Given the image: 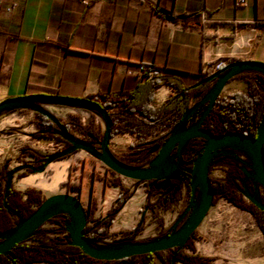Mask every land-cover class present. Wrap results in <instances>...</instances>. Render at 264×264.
Wrapping results in <instances>:
<instances>
[{
    "label": "crops",
    "instance_id": "obj_1",
    "mask_svg": "<svg viewBox=\"0 0 264 264\" xmlns=\"http://www.w3.org/2000/svg\"><path fill=\"white\" fill-rule=\"evenodd\" d=\"M229 57L264 62V0H245L243 5L236 0H0V101L29 94L99 102L122 98L136 117H141L140 108L152 107L163 118L174 87H188L211 72L215 63H225ZM140 63L152 68L149 76L136 75ZM44 107L57 116L74 112L84 122L93 113L83 107ZM116 109L108 112L115 113ZM38 121L30 109L0 113V165L23 158L24 144L43 156L41 140L50 138L33 136ZM168 126L162 124L147 139L164 134ZM118 134L128 135V141L137 140L133 133ZM25 159L36 164L30 154ZM77 162L79 166L73 168ZM227 163L215 158L209 172L215 170L222 181L231 179L234 169ZM88 167L106 173L93 155L77 150L63 158L52 157L42 172L18 169L12 173L11 187L22 199L28 189H35L43 197L69 192L83 200ZM78 170L81 189L61 190L62 182L73 180V172ZM97 181L100 183L92 175L93 193L86 196V207L92 205V196L99 195L105 206L101 218L113 204L118 186L109 188L101 180L97 192ZM178 189L179 199L167 208L154 204L157 192L130 196L110 227L128 228L140 204L151 202L152 197L154 202L147 208L159 215L154 217L158 220L155 225L165 224L167 216L179 212L188 200L184 181ZM161 212L167 216L162 218ZM12 214L0 211V231L12 223ZM140 224L139 220L135 226ZM185 251L209 258L211 264H264V234L250 211L215 196Z\"/></svg>",
    "mask_w": 264,
    "mask_h": 264
},
{
    "label": "water",
    "instance_id": "obj_2",
    "mask_svg": "<svg viewBox=\"0 0 264 264\" xmlns=\"http://www.w3.org/2000/svg\"><path fill=\"white\" fill-rule=\"evenodd\" d=\"M167 18L171 19V17ZM244 70L264 74V62L250 59L234 60L204 77L203 82L215 81L190 109L184 111L181 118L172 126L157 154L145 166L126 164L114 155L110 149L112 138L110 133L111 118L108 110L104 109L94 99L29 94L9 97L0 101V113L10 110L30 109L36 113L46 115L56 124L64 139L71 145L70 148L60 151L61 155L84 150L96 157L106 168L120 176L137 181L153 180V184L159 181L156 188L161 190H165L169 186L173 174L178 171L179 162L182 160V150L186 143L192 138H202L204 141L202 148L192 162V168L189 172L191 178L188 184L190 191L188 204L172 223L168 233L149 240L114 242L103 245L91 243L84 236L87 211L79 195L63 192L45 197L28 216L25 218L18 216L19 220L13 227L1 231L0 254L8 255L13 260L15 256L12 248L17 243L28 240L33 236L35 230L40 228L48 219L59 214L68 216L64 221V227L69 236L68 244L79 247L85 254L95 259L114 260L132 255L165 251L175 247L183 248L213 204L215 194L210 181L209 168L218 156H231L235 161L242 164L238 167L245 175L244 181L247 178L250 179L254 190L251 193L243 182L238 191L243 198L264 212V202L259 197L260 188L264 191V120L257 126L255 136L239 132H226L215 135L202 127L203 121L214 108L217 98L221 96L223 87ZM46 104L95 109L104 120L102 138L94 144L76 140L66 130L64 124L46 110L44 107ZM203 105V110L195 119L193 116L197 113L198 108ZM58 152L49 156L38 168L31 164H27L25 167L34 172H42L51 158L58 155ZM238 153L245 154L248 161L242 159ZM13 172V169L9 170L6 177L3 198V205L6 210L10 209L6 204V199L8 190L11 187ZM179 173L182 175V171H179ZM197 191L199 194L198 199H196ZM183 218L185 219L182 221ZM12 264H16V262L13 260Z\"/></svg>",
    "mask_w": 264,
    "mask_h": 264
},
{
    "label": "trees",
    "instance_id": "obj_3",
    "mask_svg": "<svg viewBox=\"0 0 264 264\" xmlns=\"http://www.w3.org/2000/svg\"><path fill=\"white\" fill-rule=\"evenodd\" d=\"M234 60L241 59L237 57L227 58V62ZM149 74L145 76H149ZM207 75L208 74H206V76ZM240 76L244 77L247 81L246 91H237L229 96H219L216 100V105L203 121L202 127L210 131L212 134L217 135L226 132H239L255 136L257 126L262 120H264V88H259L256 84V80H260L264 83V74L256 71L244 70L235 77ZM201 84H203V79H199L185 88L174 87V95L168 99V106L166 107L168 109L167 115L163 118H159L157 109L152 107H147L145 109L140 108L139 112L141 113V117H136L133 114V111L126 106V103H124L125 101L122 98L110 101L101 100L98 102L107 110L113 107L117 108L115 113L108 112L111 118V136L118 132L135 134L137 136V142L132 145V148H136L137 144L142 151H140V155L134 154L129 157L140 158V161L148 163L157 154L161 144L167 138L170 131L167 130L164 134H160L155 138L150 137L147 139V137L150 135L153 136L157 128L162 124L171 125L175 123V121H178L184 111L190 109L194 104L193 101H191L192 98L199 95L197 98V100H199L211 86L207 83L206 87L201 90ZM94 100L97 101V99ZM90 110L95 111V109ZM36 115L38 116L39 121L38 129L33 135L34 137H53L56 140H62L65 142V148L62 150L71 147V145L64 139L55 123H53L46 115L40 113H36ZM145 118L152 120V123H148ZM64 126L66 130L72 134L67 125L64 124ZM79 130L83 135V141L96 143L102 138V133L96 131L93 126L79 127ZM203 142L202 138H192L186 143L184 148H189L194 151V157L191 159L185 157L182 158L178 165V171L173 174L169 186L165 190H156V184L159 183V181L155 184H153V180L139 181L146 186L147 191L152 192L156 190L158 196L157 200L154 202L155 205L167 208L171 202L179 199L178 184L184 181L188 186L191 178L189 172L192 168V162L198 151L202 148ZM62 150H59V152L57 151V156L59 158L69 155H61L60 151ZM29 154L34 158L35 163L38 166H41L45 160L52 155L46 154L44 156H38L32 152H29ZM118 158L126 164L139 166L120 157ZM218 158L231 159L232 157L223 156ZM7 165V161L0 165V211L4 213H16L19 217L25 218L44 200L45 197L41 196L38 190L28 189L25 192L26 198L22 199L21 194L10 187L6 199V204L10 209L6 210L3 205V198L6 177L8 174V170L6 169ZM179 171H182V175ZM210 181L214 190V197H223L237 207L250 211L264 234V212L250 202L248 204L244 202L238 192L237 184L232 183V181H221L213 177H210ZM62 183H65V181ZM69 183L72 187L81 189L80 181L78 183L69 181ZM114 186H119L120 190L118 191L111 210L104 217L92 218L91 208L89 209L88 207L86 209L87 223L84 226V236L91 243H96L110 234L108 227L112 223L118 210L126 201V193L123 190V187H121L119 183H115ZM198 196L199 194L197 191L196 199H198ZM67 218L68 216L66 214L54 216L47 220L55 224L54 228L46 231L40 227L35 230L33 236L28 240L17 243L12 248V252L15 256L13 260L16 264H32V262L36 261H45L50 262L51 264H158L156 259H158L161 264H211V259L185 251V249L189 247V241L195 231L192 233L183 248L175 247L165 251L132 255L114 260L95 259L85 254L79 247L68 244L69 236L64 227V221ZM15 224L16 222H12L8 228L13 227ZM137 231V226H134L129 230L118 231L120 237L114 242L134 241L131 235H135ZM50 232L55 233V235H50ZM159 236L161 235L155 236L154 238ZM28 241L30 242L27 243ZM13 260L8 255L0 254V264H12Z\"/></svg>",
    "mask_w": 264,
    "mask_h": 264
},
{
    "label": "rangeland",
    "instance_id": "obj_4",
    "mask_svg": "<svg viewBox=\"0 0 264 264\" xmlns=\"http://www.w3.org/2000/svg\"><path fill=\"white\" fill-rule=\"evenodd\" d=\"M211 67H209V68H211ZM234 80H240L241 82L245 83V85L242 88L234 90L232 92L222 91L221 96H229L232 93L237 92V91H240V92L246 91L247 81L244 77H241V76L235 77L232 80H230L229 82L234 81ZM54 116L57 117L63 124L67 125V127L69 128V131L72 133V135L77 136L81 139L83 138V135L80 132L79 127L93 126L96 129V131L103 133L104 120L101 117V115L99 114V112H97V111H93V113H91V116H89L87 121H85V122L80 118V115H78L74 112H68L65 115L61 114V116H57V115H54ZM169 127L170 126H168L166 129L171 131V128H169ZM167 130H165V131H167ZM118 133H122V132H118ZM118 133H116L115 135L112 136L113 141L111 142V145H110V149L114 153V155H116V157H120L122 159H125L132 164H137L139 166H145L147 163L140 161V158L129 157L130 155H134V154L140 155V151H142V150H140V148L137 144H136V148H132V145L135 144L137 142V140L128 141V135H121ZM45 138H48V139L50 138L49 139L50 141L43 139V140H45L42 144V146H44V151H45L43 156L46 154H54L55 152L62 150L65 147V142L62 140H56L53 137H45ZM23 149L25 152L24 156H22L23 158L19 157L17 160H14V163H9L8 169H13L15 172L21 168H28V167H25V165H27V164H31L36 168L39 167L38 165L34 164V162L29 161V159H25V157L27 155L29 156V152H32L30 150V148L26 144H24ZM95 159H97V158L95 157ZM99 163L101 164V167L106 170V173L102 172L104 170H102V171L101 170H97V171L93 170L92 171V170H90L91 169L90 167L86 168V171H85L86 176H85V179L83 182V187H82L83 200H81L85 209L88 208V207H86L87 206V200H86L87 197L86 196H88L90 194V192H91V194L93 193V190L91 191V176L92 175H93V177H95L96 180L100 181V183L97 181V184H96L97 186L95 187L97 192H99V190L101 189V183H102L101 180L109 188H111L112 185L114 186L115 183H119L120 186L123 187V190L126 193V201L128 198H130V196L136 195L138 192H145V193L147 192L146 186L143 183H141L137 180H133L130 178L120 176V175L110 171V169L106 168V166L104 164H102L100 161H99ZM77 165L79 166L78 162L76 163V165L73 166V168L78 167ZM30 171H32V170H30ZM19 175H22V174L20 173V174H18V176ZM79 175H80L79 170L76 173L73 172V180H68V181H65V183H62L63 185H62L61 190H66L67 187H70L72 190L77 189V188L72 187L70 185L69 181H72L73 183H78L79 181H77V178ZM81 186H82V184H81ZM119 190H120V187L118 186L117 193H116L115 198L113 200L114 202H115V199L117 197ZM148 194L153 195L152 193H148ZM149 195H148V197H149ZM92 197H93L92 198V205L89 206V209L91 208L92 218H98L105 211V206H104V204H101V201L99 199V195L92 196ZM245 200H247V199H245ZM114 202H112V203L114 204ZM125 202H124V204H125ZM153 202H154V197H152L151 202L146 201L145 203L142 202L140 204V208L137 209V212L135 213L133 219L130 222L131 225L128 228L114 229V228L109 226L108 231L110 234L103 237V238L107 241L108 240H116L120 237V235L118 234V231L129 230V228L131 226L134 227L135 224L139 220L141 221V224L138 226V228H141V229L138 230L135 235H131L133 237L134 241L149 240V239L154 238L155 236L163 234L172 225V223L176 220L178 214L175 212L172 213L171 211H169L170 213H172L171 215H173V216L172 217L170 216L168 218L166 213L161 212L160 213L161 217L164 218V215H166L167 221L165 224H158L157 223L155 225V223L158 220H156L154 217H155V215H156V217H159V215L152 214L151 210L149 208H147L148 205L150 206ZM113 204L111 205L109 211L111 210ZM121 218H122V216L119 218V220L116 223H119L121 221ZM18 220H19L18 215L13 213L10 222H17ZM54 225L55 224L53 222L46 221L41 226V229L47 231V230L54 228L55 227ZM6 229H8V228L6 227V228L2 229V231L6 230ZM50 235H55V233L50 232ZM156 260H157L158 264H161V262L158 259H156Z\"/></svg>",
    "mask_w": 264,
    "mask_h": 264
},
{
    "label": "flooded vegetation",
    "instance_id": "obj_5",
    "mask_svg": "<svg viewBox=\"0 0 264 264\" xmlns=\"http://www.w3.org/2000/svg\"><path fill=\"white\" fill-rule=\"evenodd\" d=\"M226 63H228V62H225L223 65L219 66L218 68H221V67L224 66ZM218 68H217V69H218ZM210 73H211V72H209V73H207V74H210ZM205 76H206V75H205ZM202 79H203V78H202ZM214 81H215V80H213V81H209V82H203V84L200 85L201 90H203V89L206 87V84H207V83H209V84L212 86V84L214 83ZM211 86H210V87H211ZM198 96H199V95H196V96L193 97V98H194V99H193V103H195L196 101H198V100H197ZM203 108H204V105H203V106H200V107L198 108L197 113L193 116L195 119L198 118V116H199V114L201 113V111L203 110ZM199 112H200V113H199ZM176 122H177V121H175V123H176ZM175 123L171 124L169 128H172V126H173ZM189 123H190V122H189ZM89 142H90V143H93V142H91V141H89ZM93 144H94V143H93ZM64 148H65V147H64ZM184 149L191 150V149H189V148H184ZM191 152H192V154H193L191 157H188V156H186V155H184V154L182 153V158L185 157V158H189V159H191L192 157H194V151L191 150ZM218 157H223V156H218ZM218 157H216V158H218ZM231 159H232V158H231ZM231 159H225V161L228 162V163H227L228 167H232V168L234 169V174H233V177H232L231 179L227 178L225 181H226V182H228V181H232V183L237 184L238 188L241 187L242 183L244 182L245 186L249 189V191H250L251 193H253L254 188H253V185H252L250 179L247 178V179L244 181V179H245V175H244V173L239 169L238 164H237V163H234ZM233 160H234V159H233ZM240 165H242V164H240ZM219 180H220V179H219ZM221 181H222V180H221ZM186 185H187V184H186ZM187 187H188V186H187ZM156 190H161V189L156 188ZM156 190H155V191H152V192H156ZM260 191H261V188H260ZM238 192H239V191H238ZM239 194H240L241 198H243V196L241 195L240 192H239ZM189 196H190V191H189L188 199H189ZM259 197H260V199H261V195H259ZM187 204H188V200L185 201V205H184L183 207L180 208V211H179V212H177V214H178L177 217H178L179 214L185 209V207L187 206ZM184 219H185V218H183L182 221H183ZM182 221H181V222H182ZM170 227H171V226H170ZM170 227H169V228H168L163 234L168 233V232L170 231ZM163 234H161V235H163Z\"/></svg>",
    "mask_w": 264,
    "mask_h": 264
},
{
    "label": "built area",
    "instance_id": "obj_6",
    "mask_svg": "<svg viewBox=\"0 0 264 264\" xmlns=\"http://www.w3.org/2000/svg\"><path fill=\"white\" fill-rule=\"evenodd\" d=\"M237 4L238 5H243L245 4V0H236ZM224 63L223 62H218V63H215L214 66L212 67L211 69V72L216 70L219 66L223 65ZM151 68L143 63H140L137 67V70H136V74L139 76V77H143L147 74H149L151 72ZM256 84L258 85L259 88H264V83L260 80H256ZM216 105V104H215ZM73 137L76 139V140H82L81 138L77 137V136H74ZM182 153L188 157H191L193 154L191 152V150H187V149H183L182 150ZM245 158L244 160L248 161V158L245 154L241 153ZM242 158V157H241ZM243 159V158H242ZM238 165H240L241 163L238 162V161H235ZM214 169H217L216 168H212V170ZM211 170V171H212ZM215 171V170H214ZM209 172V175L210 177H213V178H216V179H219V176L217 174V172ZM260 195H261V201L264 202V191L261 189L260 191ZM181 207V206H180ZM115 240H105L104 238L100 239L99 241H97L96 243L97 244H100V245H103V244H108V243H113Z\"/></svg>",
    "mask_w": 264,
    "mask_h": 264
},
{
    "label": "bare ground",
    "instance_id": "obj_7",
    "mask_svg": "<svg viewBox=\"0 0 264 264\" xmlns=\"http://www.w3.org/2000/svg\"><path fill=\"white\" fill-rule=\"evenodd\" d=\"M245 85V83L241 82L240 80H234L229 83H227L223 90L224 92H232L234 90L240 89ZM45 140H41V143H43Z\"/></svg>",
    "mask_w": 264,
    "mask_h": 264
}]
</instances>
